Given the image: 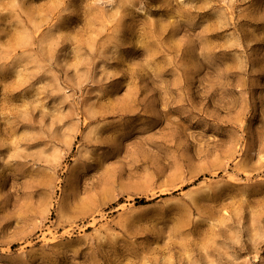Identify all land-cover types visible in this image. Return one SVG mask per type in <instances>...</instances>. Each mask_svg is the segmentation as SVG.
<instances>
[{
  "label": "rangeland",
  "instance_id": "obj_1",
  "mask_svg": "<svg viewBox=\"0 0 264 264\" xmlns=\"http://www.w3.org/2000/svg\"><path fill=\"white\" fill-rule=\"evenodd\" d=\"M0 264H264V0H0Z\"/></svg>",
  "mask_w": 264,
  "mask_h": 264
},
{
  "label": "bare ground",
  "instance_id": "obj_2",
  "mask_svg": "<svg viewBox=\"0 0 264 264\" xmlns=\"http://www.w3.org/2000/svg\"><path fill=\"white\" fill-rule=\"evenodd\" d=\"M212 240V239H211ZM234 247V246H233Z\"/></svg>",
  "mask_w": 264,
  "mask_h": 264
}]
</instances>
